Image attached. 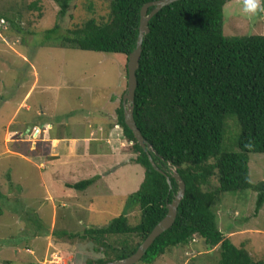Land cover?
<instances>
[{
    "label": "trees",
    "instance_id": "1",
    "mask_svg": "<svg viewBox=\"0 0 264 264\" xmlns=\"http://www.w3.org/2000/svg\"><path fill=\"white\" fill-rule=\"evenodd\" d=\"M54 1L61 19L70 0ZM150 1L155 0H110L107 17L85 18L62 34L57 21L45 31V38L57 35L55 46L62 48L121 53L127 63L136 45L140 10ZM228 1L178 0L148 21L135 72L133 117L153 151L143 150L125 125L122 104L117 110V124L136 154L133 161L144 170L138 189L126 197V202L138 206L139 221L129 224L121 214L106 226L82 232L54 229L52 235L58 241H90L96 251L101 250L103 258L85 264L122 259L136 251L166 215L178 190L172 169L185 184L175 221L156 237L139 262L151 264L167 249L184 246L199 236L210 248H218L217 264H264L224 236L213 209L219 195L239 190L256 192L254 215L264 204V180L252 182L248 168L250 153H264V34L225 35L224 5ZM29 6L40 11L37 0ZM0 19L4 28L10 26L7 19ZM126 63L122 66L125 76ZM229 119L236 125L230 142ZM149 154L169 175L170 185L166 175L151 165ZM213 176L217 186L205 189ZM6 178L12 185L9 174ZM93 181L81 180L68 187L83 190ZM33 222L41 224L39 219ZM114 236L121 238L117 245L108 240Z\"/></svg>",
    "mask_w": 264,
    "mask_h": 264
},
{
    "label": "rangeland",
    "instance_id": "2",
    "mask_svg": "<svg viewBox=\"0 0 264 264\" xmlns=\"http://www.w3.org/2000/svg\"><path fill=\"white\" fill-rule=\"evenodd\" d=\"M33 1L0 0V17L10 22L6 28L0 27V192L3 194L0 196V261L47 264L50 258L58 260L53 256L57 253L65 264H85L87 260L103 258L101 250L96 251L90 241H58L52 235L53 230L82 232L86 228L106 226L121 214L133 225L139 221V208L125 198L110 197L116 192L100 182L98 189L84 192L95 197L94 208L89 213L59 207L55 215L51 207L54 200L50 197L56 189L45 177V171L38 169L32 146L38 138H34V131L36 126L67 118L72 125L61 128L55 123L53 133H75V129L81 128L77 120L87 111L98 109L104 98H122L127 77L122 66L126 60L121 53L55 46V34L48 40L45 38V31L57 21L61 27L58 32L62 34L85 18L107 17L110 0H70L61 19L57 16L59 5L54 0H37L40 11L30 8ZM247 3L248 0L225 3V35L264 34V0L255 13L245 10ZM227 125L230 142L236 125L231 119ZM132 168L133 165L130 175ZM248 168L252 182L264 180V153H250ZM216 186L217 179L213 176L205 189ZM255 201L256 192L252 190L225 192L218 196L213 209L217 227L224 236L244 247L254 260H264V204L254 215ZM33 219H39L40 226ZM108 240L117 245L121 238L114 236ZM218 258L217 247L210 248L203 239L194 236L184 246L167 249L151 264H217Z\"/></svg>",
    "mask_w": 264,
    "mask_h": 264
},
{
    "label": "crops",
    "instance_id": "3",
    "mask_svg": "<svg viewBox=\"0 0 264 264\" xmlns=\"http://www.w3.org/2000/svg\"><path fill=\"white\" fill-rule=\"evenodd\" d=\"M103 100L98 109H94V112L87 111L84 117L77 120L81 128L75 129V133H53L55 123L61 128L72 125L67 118L35 128L34 138H38L32 143L34 158L39 162V171H45V177H48L50 185L56 189L50 197L54 200L51 207L55 215L59 207L89 213L94 208L95 197L84 192L92 188L98 189L100 182L116 192L110 197L126 199L128 194L138 189L143 180L144 170L133 161L135 153L117 124V110L122 104V98ZM97 119L100 121H96ZM45 143H49L48 148ZM134 171L136 172L133 174ZM91 178H94L93 183L83 190L68 187V184ZM126 188L132 189L125 191ZM57 191L67 194L61 196Z\"/></svg>",
    "mask_w": 264,
    "mask_h": 264
},
{
    "label": "water",
    "instance_id": "4",
    "mask_svg": "<svg viewBox=\"0 0 264 264\" xmlns=\"http://www.w3.org/2000/svg\"><path fill=\"white\" fill-rule=\"evenodd\" d=\"M178 0H155L145 3L140 10V21H139V31L136 39V45L133 51L128 55L126 70V90L124 95L122 96V105H123V118L125 125L132 131L133 136L135 137L138 144L141 146L143 150H146L149 153V150L153 149L150 145H148L142 136L140 130L137 128L134 117H133V109H134V97H135V89L137 86L136 80V70L139 66V58L141 53V45L143 36L145 33L149 31L148 29V21L152 18L160 9L164 6L171 4ZM149 7H153L152 10L147 13ZM149 161L151 165L163 175H166V180L170 185L169 175L166 174L163 170H160L156 164L153 162L151 155H148ZM171 176L175 179L178 185V190L174 196V199L171 203L167 205V213L166 215L153 227L150 233L145 237V239L139 244L136 251L122 259L111 260L104 262L102 264H135L144 255L145 251L149 248V246L153 243V241L158 237L162 232L167 230L172 226L175 221L177 208L180 203L181 198L185 192V184L181 177L178 175L176 170L172 169Z\"/></svg>",
    "mask_w": 264,
    "mask_h": 264
},
{
    "label": "clouds",
    "instance_id": "5",
    "mask_svg": "<svg viewBox=\"0 0 264 264\" xmlns=\"http://www.w3.org/2000/svg\"><path fill=\"white\" fill-rule=\"evenodd\" d=\"M261 0H255V2H252V0H248V3L246 4V11L255 13L256 10L260 7Z\"/></svg>",
    "mask_w": 264,
    "mask_h": 264
},
{
    "label": "built area",
    "instance_id": "6",
    "mask_svg": "<svg viewBox=\"0 0 264 264\" xmlns=\"http://www.w3.org/2000/svg\"><path fill=\"white\" fill-rule=\"evenodd\" d=\"M4 26L5 25H4L3 19H0V27H4ZM56 254L57 253H55V255H53V256L56 257L58 260H55V259L50 260L51 259L50 258L49 261L45 260V261H47V264H65L64 261L61 260V257H57ZM40 263L42 264V262H39V264ZM0 264H4V263L0 261ZM37 264H38V262H37ZM43 264H45V263H43ZM70 264H72V263H70Z\"/></svg>",
    "mask_w": 264,
    "mask_h": 264
}]
</instances>
